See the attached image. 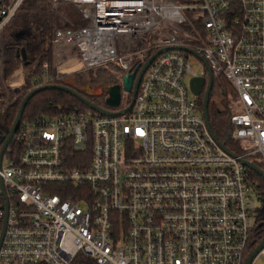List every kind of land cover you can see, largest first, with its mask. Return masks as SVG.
<instances>
[{"label":"built area","instance_id":"1","mask_svg":"<svg viewBox=\"0 0 264 264\" xmlns=\"http://www.w3.org/2000/svg\"><path fill=\"white\" fill-rule=\"evenodd\" d=\"M21 1L0 0V36ZM48 1L79 14L58 12L71 26L55 30L54 68L79 57L84 70L115 65L123 80L157 54L127 112L18 124L0 158V264H245L261 199L240 159L264 172V0ZM206 65L236 93L237 152L189 96ZM48 70L33 88L51 83ZM129 102L120 95L112 111ZM262 256L264 245L249 264Z\"/></svg>","mask_w":264,"mask_h":264},{"label":"trees","instance_id":"2","mask_svg":"<svg viewBox=\"0 0 264 264\" xmlns=\"http://www.w3.org/2000/svg\"><path fill=\"white\" fill-rule=\"evenodd\" d=\"M8 3L12 0H1ZM179 1V0H178ZM72 16L61 12L70 22L77 21L78 13L73 9ZM58 8L48 0H22L13 17L4 27L0 36V82L9 78L15 71L21 69L24 80L20 86L14 87L7 94L0 93V136L6 137L10 131L23 97L33 88L35 78H41L42 65H49V74L53 76L51 83L66 85L100 107H109L105 104L104 96L84 94L81 90L65 81L67 76L58 68L52 66L51 40L56 29H65L71 26L58 14ZM195 21V20H194ZM196 26L199 23L196 21ZM25 53V61L17 51ZM116 66L109 64L105 67L90 69L84 75H77L76 81L81 84H98L102 88L119 83ZM17 88V90H14ZM205 88L196 101L198 110H202V100ZM236 93L223 75L213 78L208 100V121L212 133L217 139L232 151H238L237 141L232 136L230 117L234 110L232 103ZM113 109V108H112ZM78 111H91L76 96L59 89H43L35 93L27 102L20 124L29 123L42 117H52ZM260 166V165H259ZM261 167V166H260ZM254 188L261 197L257 217L250 231L247 253L251 252L264 237V180L257 173L252 174Z\"/></svg>","mask_w":264,"mask_h":264},{"label":"water","instance_id":"3","mask_svg":"<svg viewBox=\"0 0 264 264\" xmlns=\"http://www.w3.org/2000/svg\"><path fill=\"white\" fill-rule=\"evenodd\" d=\"M171 48L181 50V51H184L187 53H191V54L195 55L196 57H198L199 59H201L206 64V62L202 59V57L200 55H198L193 49H190V48H187L184 46H175V47H171ZM164 50H166V48L161 49V51H164ZM20 54H21L22 60L25 61V53H24L23 49H21L20 53H19V51H17V56H20ZM156 54L157 53L153 54L152 56H150L148 58V60L141 67V69L139 70V72L136 76H135V71H132L131 73L124 75L123 80H122L123 89L126 90L127 92H132L133 94H132V97H131L129 104L126 107H124L123 109H121L120 111H112V110L100 107V106L96 105L95 103L89 101L84 96L77 93L71 87L66 86V85L48 83V84L37 86L34 89L30 90L23 97V99L21 101V104L19 106V109L17 111V114H16L15 119L12 123V126L10 128L9 133L7 134V136L4 139H3V136H0V142L2 141L1 148H0V158L2 156L4 149L6 148L7 144L11 141V139H12L17 127H18V124H19L21 117H22L23 110H24L28 100L35 93H37L43 89H59L62 91L69 92L72 95L76 96L82 103H84V105H86L91 110H94L100 114L114 115V116L119 115V114H123V113L127 112L130 109V107L132 106L134 96L136 94V90H137V87L139 84L140 77H141L143 71L146 69V67L149 65V63L152 61V59L156 56ZM206 67H207L206 68L207 69V79L205 80V78L203 76L191 77L188 81V88H189V91L191 94L198 96L201 94L203 87H205L204 94H203V100H202V116H203L205 124H206L207 128L209 129V132L211 133L213 138L220 144V146L223 149H226L225 145L222 144L217 139V137L212 133V131L210 129L209 121H208L207 107H208L209 94L211 91L213 78H212V71H211L210 67H208L207 65H206ZM14 90H17V88H15ZM104 92L106 95L105 104L109 107H114V108L118 107V105L120 103V95H121L120 84L116 83V84L110 85L104 89ZM240 160L246 167H248L250 170H252L253 172L260 175L262 177V179L264 180V172L256 164H254L253 162L246 160V159H240ZM258 199L260 200L261 197H258ZM3 233H4V226L0 230V244L2 241ZM263 245H264V237L258 243V245L249 253V255L247 256V258L245 260V264L250 263L253 256L260 250V248Z\"/></svg>","mask_w":264,"mask_h":264},{"label":"rangeland","instance_id":"4","mask_svg":"<svg viewBox=\"0 0 264 264\" xmlns=\"http://www.w3.org/2000/svg\"><path fill=\"white\" fill-rule=\"evenodd\" d=\"M179 1L185 2L188 0H179ZM56 7L58 8L60 12H63L67 14L68 16H72L74 12L73 10L74 8L70 4L57 3ZM194 67L198 73L201 71L199 67V63L197 61L195 62ZM1 68L2 66H1V61H0V71H1ZM58 69L60 72H63L67 75L65 77V81L68 84L81 90L84 94L95 95V96L102 95L104 97L106 96L104 92L105 88H102L100 85L91 84V83L81 84L76 81L77 75H84L90 70V69L84 70V64L81 62V59L79 57L69 58L66 62L59 64ZM23 80H24V75L22 73V70L19 69L15 71L9 78L0 82V93L7 94L14 87L20 86ZM118 84H120L121 86V103L122 105H126L129 102V100H131V94L130 92H127L126 90L123 89L122 80H120ZM189 96L191 98L193 97L196 101L198 100V97H199V95L196 96L192 94H189ZM255 206L260 207V201H258L256 198H255ZM259 264H264V256L261 257Z\"/></svg>","mask_w":264,"mask_h":264},{"label":"flooded vegetation","instance_id":"5","mask_svg":"<svg viewBox=\"0 0 264 264\" xmlns=\"http://www.w3.org/2000/svg\"><path fill=\"white\" fill-rule=\"evenodd\" d=\"M203 88H205V87H203ZM202 91H203V90H202ZM130 94H131V97H132V94H133V93L130 92ZM104 108L109 109V110H115V109H116V108H114V107H112L113 109H112V108H108V107H104Z\"/></svg>","mask_w":264,"mask_h":264}]
</instances>
